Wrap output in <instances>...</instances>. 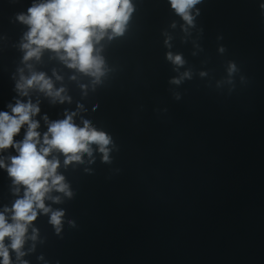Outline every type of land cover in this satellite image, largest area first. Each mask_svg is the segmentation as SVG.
Instances as JSON below:
<instances>
[{
	"label": "water",
	"instance_id": "obj_1",
	"mask_svg": "<svg viewBox=\"0 0 264 264\" xmlns=\"http://www.w3.org/2000/svg\"><path fill=\"white\" fill-rule=\"evenodd\" d=\"M43 2L0 0V112L17 101L38 106L41 141L50 123L74 114L111 144L107 162L97 145L67 165L50 154L72 192L45 200L64 212L61 230L38 211L12 264H264V0H200L192 25L169 0H131L123 35L109 29L94 41L98 80L70 68L62 50L25 60L29 26L17 16ZM41 73L67 99L38 85L22 95L21 78ZM16 155L0 151L6 165ZM23 195L0 168V212Z\"/></svg>",
	"mask_w": 264,
	"mask_h": 264
},
{
	"label": "clouds",
	"instance_id": "obj_2",
	"mask_svg": "<svg viewBox=\"0 0 264 264\" xmlns=\"http://www.w3.org/2000/svg\"><path fill=\"white\" fill-rule=\"evenodd\" d=\"M171 7L188 24L192 25L194 17L192 9L200 0H169ZM264 8V3L260 5ZM134 11L131 0H46L43 3H33L27 14H19L17 19L29 26L26 33L27 43L25 60L39 58L43 49H49L68 62L70 68L90 74L99 79L103 75V59L94 55V41L98 43L110 29L112 36L123 35L126 25ZM111 38V37H109ZM223 51V49H221ZM167 58L176 65L184 63L180 55L168 54ZM235 71V65L229 66V72ZM185 75H188L185 73ZM17 89L22 95H27V89L38 85L53 100L62 103L67 97L61 95L63 88L53 90V84L44 74H34L31 78H21ZM174 83H179L174 80ZM11 114L0 112V151L14 148L18 155L10 157L6 165L0 159V168H5L16 186H24V195L18 198L11 209L5 207L0 212V264H12L10 250L16 253L17 259L25 255L22 248L29 237L28 228L36 220L38 211L47 214L51 212L50 223L61 230V210L52 211L46 206L45 200L50 198L53 190L71 197L72 192L64 182V177L57 173L59 161L48 159L55 150L65 155V165L71 162H81L82 155L92 156V145H97L103 160H109V145L111 138L103 131L91 126L89 121L83 122V127L73 122V115H66L63 120L49 124L48 131L43 135L37 131L39 122L33 120L40 109L31 102L17 101L15 106L9 105ZM47 122V117H45ZM27 129L22 141L14 137L20 133L22 126ZM19 193V187L14 189ZM59 202V197H51ZM6 213H11L9 216ZM36 229L30 237L36 240ZM6 238L10 243H5ZM27 264V261H21Z\"/></svg>",
	"mask_w": 264,
	"mask_h": 264
}]
</instances>
